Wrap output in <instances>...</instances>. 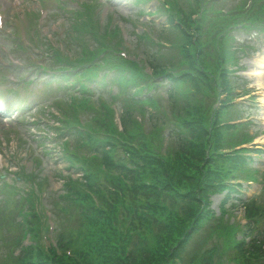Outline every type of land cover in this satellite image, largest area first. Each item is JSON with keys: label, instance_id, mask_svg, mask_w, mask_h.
I'll return each instance as SVG.
<instances>
[{"label": "trees", "instance_id": "obj_1", "mask_svg": "<svg viewBox=\"0 0 264 264\" xmlns=\"http://www.w3.org/2000/svg\"><path fill=\"white\" fill-rule=\"evenodd\" d=\"M169 6L168 18L175 21L171 28L175 29L179 53L176 62L184 68L169 74L170 69L158 65L155 53H149L148 61L153 73H165L174 83L181 79L183 83L197 86L210 81L217 85L219 80L222 84L225 75L222 63L233 58L232 53L224 49L220 58L206 59L200 50L206 42L203 30L208 28L207 33L218 37L238 18L254 21L261 18L259 13L264 4L254 11L246 9L235 17L225 13L207 14L206 7L200 11L198 0L171 2ZM245 14L249 16L245 18ZM191 29H194L192 37ZM167 62L176 63L173 57ZM181 94L188 102L183 105V115L174 109L178 125L172 133L177 141L172 154L159 158L151 149L155 135L158 139L160 136L157 122L151 125L150 133L145 134L135 119L129 120L126 112L122 120L132 129L126 127L114 137L107 133L114 132L110 126H102L100 129L110 135L111 143L110 150L103 154L113 155V149L120 147L128 155L119 156L118 160L129 158L137 167L125 172L117 167L120 174L109 176L103 187L98 184L87 190H74L67 186L62 196L64 201L56 212L58 222L62 218L56 232L59 249L42 250L38 241L20 245V237L15 236L10 243L19 253L1 258L0 264H229L225 260L227 253L233 264H264V203L255 200L243 203L248 221L254 222L241 235L248 234L251 237L248 242L238 238L234 226L213 216L208 207V197L217 190L218 181L224 185L222 181L227 175L224 167L232 159V154L220 152L222 109L214 110L213 118H206L201 108L189 105L195 102V95ZM147 102L157 109L154 99ZM97 116L93 114V119ZM162 122L165 123L164 118ZM30 214L32 220L26 230L36 240L38 217L33 211ZM67 249L70 251L66 252Z\"/></svg>", "mask_w": 264, "mask_h": 264}, {"label": "rangeland", "instance_id": "obj_2", "mask_svg": "<svg viewBox=\"0 0 264 264\" xmlns=\"http://www.w3.org/2000/svg\"><path fill=\"white\" fill-rule=\"evenodd\" d=\"M97 1H99L101 4L97 7L96 11L94 12L92 19L96 23H98L99 27L102 30L104 29V27L107 23L110 24V27H113L115 25H119L121 30L123 31V33L127 34L130 41L133 40V35H131L132 31H134V33L136 34V32H139L141 30L140 25L137 24L136 27H134L133 22L131 20L138 19V20L144 22L145 25H148V27L149 26H151V27H154V26L158 27L159 26L160 27L159 24L157 25L159 19L156 20L155 22H153L152 24H151L150 20L151 19L153 20L152 17H157V16L161 19H165L164 14L161 12H157V14L154 16H148V14L144 12L143 15L141 14L140 16L137 17V8L138 7H141L142 9H144V11H146L147 7L154 10L156 8L155 7L156 1H154V0L152 2H147L146 4L141 3L138 5L134 4V0H122L116 4L114 2H109L108 0H97ZM48 2L50 3V1H48ZM228 2L229 1L226 0L223 2V4L228 3ZM0 5H2L1 8L6 13L5 19H4L5 26L3 27L1 32L8 35V36L0 37V70L3 72V78L6 80H10L11 77L17 78V76L19 74L17 69L7 68L5 66V62H7L5 60V58H8V56L10 54L9 52L11 50V47H13L12 43L15 41L13 36L15 37V39L18 38V35L16 34V33H18L20 35V37H23V32L30 27V24L28 22L22 23L21 17L22 16L25 17V15H26L25 11L26 12L29 10L33 11L35 9L39 10L38 9L39 3H38V0H0ZM214 5H217V4H214ZM48 8L52 9L53 7L48 4ZM52 14H53L52 18H47V16H46V18H44V20L41 22L38 21V18H37L36 23L32 24V27L37 28V29L40 28L41 31L44 29L45 34L46 35L48 34V37H49V35H50V37H54L53 33L57 34V31H61V28L63 26L60 27L59 25L62 23H65L67 25V27H69L70 19H68L64 16L62 18V22H61L60 21L61 19H56L54 12H52ZM129 18H132V19H129ZM58 22H59V25L56 24ZM7 32H9V33H7ZM10 32H12L13 34L11 35ZM174 34H175V32L174 33L170 32L169 34L165 33L162 36H165L168 39L173 40L172 36ZM32 35L36 36V34H32ZM248 36H256V37L259 36L257 39V43L259 45L258 46L254 45V47L258 48L257 53H255L254 55H249L248 57H246V59L243 58V60H241L240 63L244 65L245 69H242V70L238 69V71H236V73L234 74L235 76L240 77L239 78L240 84L238 86L240 88H238L235 85V88H236L235 92L238 94L239 93L243 94V92H242L243 89H246L250 86H252V87L255 86L254 88H256V86L258 85V81H257V79H258V80H260V82H259L260 90L259 91H261V90L262 91L260 94H257V96L261 97V95H262V97H264V84H263L264 79L262 78L264 75V72L258 74V72L256 71L257 75H253V74H255L253 72V70L250 72L251 67H253L254 69H258V68H256V66H259V65H257L256 63H257V60L259 59V57L257 58L255 56L259 54V51H261V52L264 51L263 38L260 34L257 35L255 32H252L250 35L248 34ZM234 37H235L236 43L240 42L244 39H247L246 34L242 35V34H239V32H236ZM134 38H135V35H134ZM251 38H253V37H251ZM27 40H30L29 35H27ZM64 40L66 42L69 41V39L67 37H65ZM252 42H254V41H252ZM130 45H133V44L130 43ZM226 45L227 44H225V46ZM137 47L134 46V48H137ZM131 48L132 47H130V49ZM226 48L227 47H225V49ZM210 49H211V52L209 53L208 57H211L213 54L215 57L217 55V49H220V48L216 45L214 47L212 46ZM131 50L137 51L136 49H131ZM175 51H177V49L172 48L171 51L165 50V53L171 54L172 56H170V58H172V57H175ZM160 57L162 59L161 62H165L167 60H170V58L164 59L163 54H160ZM254 57H255V59H254ZM260 69H261V71L264 70V68H260ZM260 69H258V70H260ZM249 72L252 74H250ZM23 75L26 77V76H28V73H25ZM198 95L201 96V98H202L201 103H199V105L204 106L205 108L207 106H209V108H211L212 103H216V99H215L216 92L214 90H211V91L206 90V89L201 90V92ZM21 97H22V94H21ZM243 99H247V96L235 97V101H237V102L242 101ZM259 100L260 99H257V101H259ZM255 101H256V99H255ZM5 103L10 104L11 108L13 110H15L19 116L20 107L17 105V102L15 100L10 101V100H8V96H3V99L0 101V104H5ZM205 105H207V106H205ZM213 105H215V104H213ZM262 112H264V108H262V109L258 108L257 110L254 111V114H256L257 117L260 118V120H257V123H255V126H251V128L249 130H247V132L256 131L258 133L259 137L264 132V119H262V116H263ZM12 126H13L12 121L10 119L0 117V136L4 137L5 139L8 138V136H9V137H11V139L15 140L16 138H13V133H11L10 135H7L8 134V131H7L8 128H11ZM12 129L16 130L18 128L12 127ZM259 137L257 140L255 139L254 141L259 142V143H263L264 139L259 140ZM164 140L167 141L168 145L171 143V140H169L167 138H165ZM12 142L6 144L3 148H0V153L2 154L1 159H3V160L6 159V156L4 153L6 152V150H10L12 153V157H10V159H12V160L14 159L16 161L14 164V166H15L14 170H16L20 167H22V168L25 167V169L27 171L32 170L33 172H38V174L36 176L37 179L41 178L40 180H44V177H46L47 181H49L47 184L48 189L49 188H54V189L60 188L61 183L63 181V177H58V174L64 175V174L68 173L65 170L64 162L63 163L58 162L57 157L54 154H52V156L54 157L53 159H48V160L44 159V162L33 163L32 162L33 157H31V156L29 157V155L23 156L24 155L23 150H20V155L15 156V151L13 150L15 145ZM261 158H262V161L264 162V154H263V157H261ZM6 160L8 162V158ZM257 161L258 160H255L254 164H257ZM31 164L36 165V166H34L33 168H30ZM8 165H9V163H8ZM8 171H12V165H10ZM70 176L74 177L75 175L70 174ZM21 187L27 189V188L31 187V184H29V186L27 184H24V185H21ZM260 187H261L260 184L254 183V184L250 185V187H248V191H249V193H254V192L258 191L260 189ZM262 192L264 194V189L262 190ZM221 197L222 196H215L212 198L211 205L215 211H217V209H218V203H219ZM5 204H6V199H4L0 194V208H2ZM43 207H46V205L44 204ZM234 215H235V218L237 220H239V222H241V219L243 216L242 215V209L241 208L236 209L234 211Z\"/></svg>", "mask_w": 264, "mask_h": 264}, {"label": "bare ground", "instance_id": "obj_3", "mask_svg": "<svg viewBox=\"0 0 264 264\" xmlns=\"http://www.w3.org/2000/svg\"><path fill=\"white\" fill-rule=\"evenodd\" d=\"M258 68L259 69L260 68H264V58L260 59V67H258ZM257 72H258V74H260L261 70L260 71H257ZM262 78L264 79V75H263ZM257 81H258V84H259L260 80H257ZM263 84H264V82H263ZM263 101H264V99H263Z\"/></svg>", "mask_w": 264, "mask_h": 264}]
</instances>
